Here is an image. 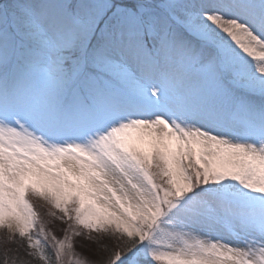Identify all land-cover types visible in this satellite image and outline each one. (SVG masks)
<instances>
[{
  "label": "snow or ice",
  "instance_id": "1",
  "mask_svg": "<svg viewBox=\"0 0 264 264\" xmlns=\"http://www.w3.org/2000/svg\"><path fill=\"white\" fill-rule=\"evenodd\" d=\"M0 230L2 264H264V0H0Z\"/></svg>",
  "mask_w": 264,
  "mask_h": 264
},
{
  "label": "rangeland",
  "instance_id": "2",
  "mask_svg": "<svg viewBox=\"0 0 264 264\" xmlns=\"http://www.w3.org/2000/svg\"><path fill=\"white\" fill-rule=\"evenodd\" d=\"M30 201L32 202V204L35 206L36 210L38 212H41L42 214V217L45 219V220H48L49 218L47 216H44V212L46 211L48 205L45 204L43 201L39 200V199H36L34 197H29ZM49 227L56 231L57 234H60V229L63 228V225L60 224L58 221H55V222H51L49 224ZM95 235V234H93ZM7 236V233L4 231V230H0V251H3L5 252L6 248L8 247H11L12 245H7L5 244V238ZM81 240L80 242L77 241L78 238H76V244H77V250L79 252H81L84 256L88 257L89 254H92L93 255V258L91 260H94L95 256L96 255H99L101 257L102 256H105L106 253H104L103 251H98L97 250V245L88 241V240H85L83 237H79ZM106 243H109V246H111V242L110 241H105ZM81 245H83V247H81ZM2 249V250H1ZM4 253H2V256H3ZM2 260V258H1ZM2 264V262H1Z\"/></svg>",
  "mask_w": 264,
  "mask_h": 264
},
{
  "label": "trees",
  "instance_id": "3",
  "mask_svg": "<svg viewBox=\"0 0 264 264\" xmlns=\"http://www.w3.org/2000/svg\"><path fill=\"white\" fill-rule=\"evenodd\" d=\"M80 240H81V239L78 238L77 241L80 242ZM11 247H14V246H11ZM8 248H9V247H8ZM1 250H2V249H1ZM2 253H4V252H3V251H0V264H1V262H2L1 258L3 257V256H2ZM103 257H104V256H102V255H101V257H100L99 255H96V256L94 257V258H95L94 260H99V259H101V258H103ZM88 258H89V259H92V258H93V255H92V254H89V255H88Z\"/></svg>",
  "mask_w": 264,
  "mask_h": 264
}]
</instances>
